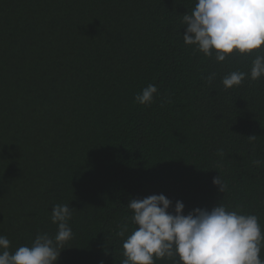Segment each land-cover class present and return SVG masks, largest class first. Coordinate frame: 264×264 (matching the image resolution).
I'll return each mask as SVG.
<instances>
[{
	"label": "trees",
	"instance_id": "trees-1",
	"mask_svg": "<svg viewBox=\"0 0 264 264\" xmlns=\"http://www.w3.org/2000/svg\"><path fill=\"white\" fill-rule=\"evenodd\" d=\"M195 3L0 0V235L10 251L54 235L52 207L69 204L73 238L57 264H120L117 232L134 227L127 204L152 194L172 212L182 201L185 214L223 203L264 228V163H254L264 162V77L250 79L255 52L217 62L184 43ZM232 71L249 76L225 89ZM149 84L154 102H135Z\"/></svg>",
	"mask_w": 264,
	"mask_h": 264
},
{
	"label": "clouds",
	"instance_id": "clouds-1",
	"mask_svg": "<svg viewBox=\"0 0 264 264\" xmlns=\"http://www.w3.org/2000/svg\"><path fill=\"white\" fill-rule=\"evenodd\" d=\"M186 26L183 40L195 50L217 62L226 61L234 53L241 56L256 53L251 61L250 79L264 77V0H196L191 12L183 15ZM249 73L232 71L225 75V89L240 86ZM215 73L207 76L211 83ZM157 86L149 84L135 97V102L150 105ZM255 140L256 135L248 136ZM261 165L262 161L254 162ZM213 183L224 192L221 176ZM165 194L132 198L127 207L132 211L129 224L120 225L122 238L120 264H264V228L255 214L230 209L220 203L211 210L195 208L184 213L185 204ZM69 204H55L51 222L57 226L54 235L40 232L30 245L10 251L11 241L0 235V264H57L61 251L73 238L69 225L72 218Z\"/></svg>",
	"mask_w": 264,
	"mask_h": 264
}]
</instances>
